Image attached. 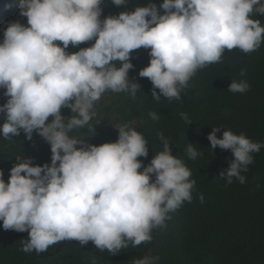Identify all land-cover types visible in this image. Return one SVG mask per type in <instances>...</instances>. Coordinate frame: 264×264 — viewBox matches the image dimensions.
<instances>
[{
    "label": "clouds",
    "instance_id": "9594fccd",
    "mask_svg": "<svg viewBox=\"0 0 264 264\" xmlns=\"http://www.w3.org/2000/svg\"><path fill=\"white\" fill-rule=\"evenodd\" d=\"M19 10L27 26L8 24L0 42V89L7 97L0 105V136L10 139L22 131L31 140L35 131L50 144L51 163L33 166L31 158L17 159L7 182L0 170L3 229L28 232L25 253L71 240L82 247L91 241L113 255L129 243H150L152 230L165 225L168 213L192 201L196 183L183 160L172 155L169 140L160 134L163 150L145 166L138 157L147 158L148 142L128 124L117 128V141L98 146L70 133L91 127L94 105L104 93L136 96L140 86L128 77L133 50L150 49L139 76L150 80L157 102L161 96L179 100L197 71L220 62L225 50H258L264 26L252 16H264V0H163L159 7L137 6L103 20L101 0H20ZM93 40L90 47L66 52L69 44ZM248 89L246 81L233 80L228 91ZM65 107L73 113L67 120ZM220 131L213 128L208 135L210 147L234 156L220 176L228 184L233 177L245 183L241 172L262 145L231 130L218 138ZM186 152L193 160L200 155L191 144ZM199 199L203 203L202 194ZM158 259L145 256L133 264Z\"/></svg>",
    "mask_w": 264,
    "mask_h": 264
},
{
    "label": "trees",
    "instance_id": "16d2710c",
    "mask_svg": "<svg viewBox=\"0 0 264 264\" xmlns=\"http://www.w3.org/2000/svg\"><path fill=\"white\" fill-rule=\"evenodd\" d=\"M19 3L20 0H0V42L8 24L19 22L27 26ZM150 3L159 7L163 0H127L126 5L120 6L112 0H101L100 19ZM252 18L259 19L264 26V16ZM93 43L94 40L75 47L69 44L66 52L75 53ZM130 61L134 67L128 77L140 86L136 96L129 92L104 93L94 105L91 127L73 130L70 135L98 146L117 141V128L128 124L148 142L147 158L138 157L147 166L163 150L159 138L162 133L170 142L172 155L183 160L192 173L190 179L196 181L192 201H185L168 213L170 219H166L165 225L152 230L150 243L136 247L129 243L115 255L100 251L91 241L82 247L76 240L56 243L43 253H25L21 249L28 240V232L4 230L0 221V264H133L145 256L159 257L155 264H264V42L248 54L239 49L225 50L220 62L197 71L188 87L182 89L179 100L163 96L159 102L153 99L150 80L139 76L150 62L149 55L140 57L132 51ZM116 66L121 65L116 62ZM241 70H245V75H241ZM233 80L246 81L248 91H228ZM4 91L0 89V105L7 100ZM150 112L159 118L153 120ZM61 113L66 120L73 115L66 107ZM184 113L188 121L182 118ZM3 122L4 115L0 114V125ZM213 128L221 129L218 138H222L224 130H231L262 145L258 153L251 154L253 162L247 171L241 172L245 183L233 177L228 184L220 176L234 156L230 150L210 147L208 135ZM189 144L200 153L194 160L186 152ZM23 157L31 158L33 166L50 164V144L35 131L31 140L22 131L10 139L0 136V170L5 182L17 159ZM201 194L203 203L199 199Z\"/></svg>",
    "mask_w": 264,
    "mask_h": 264
},
{
    "label": "rangeland",
    "instance_id": "374dc122",
    "mask_svg": "<svg viewBox=\"0 0 264 264\" xmlns=\"http://www.w3.org/2000/svg\"><path fill=\"white\" fill-rule=\"evenodd\" d=\"M133 52L136 55L140 56V57H145V56L149 55L148 49H145V48H140V49H137V50H133Z\"/></svg>",
    "mask_w": 264,
    "mask_h": 264
}]
</instances>
